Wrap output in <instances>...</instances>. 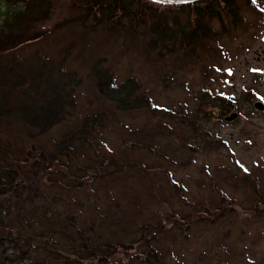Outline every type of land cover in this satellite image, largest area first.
<instances>
[{"label":"trees","instance_id":"1","mask_svg":"<svg viewBox=\"0 0 264 264\" xmlns=\"http://www.w3.org/2000/svg\"><path fill=\"white\" fill-rule=\"evenodd\" d=\"M56 1L0 0L5 6L0 13V264H177L158 247L163 229L136 219L140 203L124 206L121 197L101 187L127 173L155 172L101 142L119 112L157 107L138 77L129 74L117 82L106 54L89 57L88 36L102 29L159 59L176 51L189 55L215 40L214 21L238 19L237 0ZM58 10L61 18L55 20ZM65 28L80 32L56 54L39 45ZM32 46L35 51L26 53ZM71 59H79V66L72 67ZM85 80L99 111H85L81 103ZM228 97L217 93L207 104L229 111ZM137 145L131 140L125 151ZM178 194L187 199L180 187ZM218 194V200H186L185 214L210 221L235 214L232 200ZM171 214L164 218L173 228L190 229L183 214ZM143 243L149 246L144 254L121 258V251Z\"/></svg>","mask_w":264,"mask_h":264},{"label":"rangeland","instance_id":"2","mask_svg":"<svg viewBox=\"0 0 264 264\" xmlns=\"http://www.w3.org/2000/svg\"><path fill=\"white\" fill-rule=\"evenodd\" d=\"M237 3L238 19L224 16V23L214 21L215 40L189 55L176 51L159 59L102 29L88 36L89 57L106 54L117 82L129 74L138 77L157 107L119 112L101 142L104 149L137 158L140 166L155 172L127 173L101 187L121 197L124 206L140 203L142 213L136 219L163 229L158 247L177 264H264V110L254 105L264 103V0ZM4 9L0 2V13ZM79 32L65 28L39 45L54 55ZM79 62L71 59L70 65L77 67ZM217 93L232 99L229 111L207 104ZM95 94L85 80L80 93L85 111L101 109ZM232 112L238 117L227 121ZM131 140L138 145L127 152L125 143ZM179 187L188 201L218 200V193H224L238 211L217 220H197V214H185ZM176 211L185 216L188 231L179 232L164 218ZM148 247L138 244L135 251H121V258L130 252L144 254Z\"/></svg>","mask_w":264,"mask_h":264},{"label":"water","instance_id":"3","mask_svg":"<svg viewBox=\"0 0 264 264\" xmlns=\"http://www.w3.org/2000/svg\"><path fill=\"white\" fill-rule=\"evenodd\" d=\"M161 1H167V2H173V3H183V2H191V1H195V0H161ZM255 108L257 110H264V103L261 101H257L255 102ZM238 117V113L237 112H232L230 115L226 116L225 119L227 121H232L234 119H236Z\"/></svg>","mask_w":264,"mask_h":264}]
</instances>
